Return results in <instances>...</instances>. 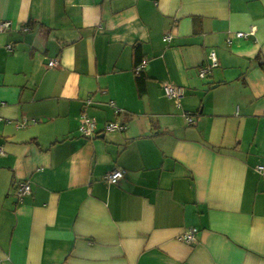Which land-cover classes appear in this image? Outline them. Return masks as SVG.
Segmentation results:
<instances>
[{
  "label": "crops",
  "instance_id": "1",
  "mask_svg": "<svg viewBox=\"0 0 264 264\" xmlns=\"http://www.w3.org/2000/svg\"><path fill=\"white\" fill-rule=\"evenodd\" d=\"M5 21L0 264H264V0H0Z\"/></svg>",
  "mask_w": 264,
  "mask_h": 264
},
{
  "label": "built area",
  "instance_id": "2",
  "mask_svg": "<svg viewBox=\"0 0 264 264\" xmlns=\"http://www.w3.org/2000/svg\"><path fill=\"white\" fill-rule=\"evenodd\" d=\"M11 22L10 21H5L0 23V31H5L9 30L11 28ZM256 33L255 28H251L250 31L248 32H236L235 37L236 39H247L250 36H254ZM171 35L165 36V40L169 41L171 39ZM228 43L232 44L233 40L231 38L228 39ZM9 49H12L11 46H8ZM57 60H53L50 62V66L55 67L57 65ZM146 61L141 63L137 67V72H140L143 67H145ZM219 65V58L217 56V53L211 52L209 55V63L206 64L204 67L201 68L200 70V77L205 78L213 68L217 67ZM164 92L165 95L172 100H175L177 102H180L184 97H185V88L174 85V84H166L164 85ZM1 105V103H0ZM187 122L190 124L194 123V118L191 115H187ZM106 129L109 131H118V130H123L125 127L119 123H109L106 125ZM97 130V121L93 118L89 117H83L82 124L80 127L81 133L86 136V137H93L96 133ZM4 155V152L2 149H0V156ZM256 171L264 177V164H260L256 166ZM123 171L120 169H114L113 171L109 172L105 180L109 184H117L119 180L123 177ZM31 192V186L29 181H23L20 182L17 189H16V197L19 201H22V199L30 194ZM197 229L196 228H191L188 231L184 232L181 236L180 239L191 244L195 243L196 240V234H197Z\"/></svg>",
  "mask_w": 264,
  "mask_h": 264
},
{
  "label": "trees",
  "instance_id": "3",
  "mask_svg": "<svg viewBox=\"0 0 264 264\" xmlns=\"http://www.w3.org/2000/svg\"><path fill=\"white\" fill-rule=\"evenodd\" d=\"M138 81L141 83L142 82V79L141 78H138Z\"/></svg>",
  "mask_w": 264,
  "mask_h": 264
}]
</instances>
